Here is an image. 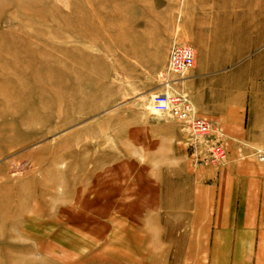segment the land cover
<instances>
[{
  "label": "rangeland",
  "instance_id": "obj_1",
  "mask_svg": "<svg viewBox=\"0 0 264 264\" xmlns=\"http://www.w3.org/2000/svg\"><path fill=\"white\" fill-rule=\"evenodd\" d=\"M173 41L194 64L166 75ZM195 68L252 140L264 0H0V264H223L216 245L264 264V143L197 115ZM156 94L211 133L154 113Z\"/></svg>",
  "mask_w": 264,
  "mask_h": 264
},
{
  "label": "crops",
  "instance_id": "obj_2",
  "mask_svg": "<svg viewBox=\"0 0 264 264\" xmlns=\"http://www.w3.org/2000/svg\"><path fill=\"white\" fill-rule=\"evenodd\" d=\"M204 73L200 68H195L191 70L186 76L182 78V81L180 82L181 90H183L186 94H188L190 100L192 101L193 108L195 109L198 116L205 117L208 119L211 123L217 124V125H223L222 131L225 134H229V130L231 127H233L234 131V140L239 142H249V143H256V144H262L264 143V122L260 129V127L251 126V134H256L255 136H251L252 140L249 138H245L244 136L247 134L242 133V129L238 131V129L241 128V122H242V111L240 104L241 102L238 100L236 103L225 102L224 100H221L222 104H220V100L217 97V91L213 90L212 87L208 86L206 83V77H204ZM214 92V93H213ZM236 105L237 108H233L232 105ZM252 118H255V115H252ZM252 124L258 126L257 121L252 120ZM227 131V132H226ZM241 132L240 134H238ZM232 136V134L230 133ZM249 139V140H247ZM241 242V241H240ZM242 243H238L237 250L241 251L242 247L240 246ZM214 248L211 252V260H216V254L217 252L222 254V261L223 264H226V260H228L227 256V250L229 246L222 248ZM236 261H239L236 259ZM212 264V262H211Z\"/></svg>",
  "mask_w": 264,
  "mask_h": 264
},
{
  "label": "built area",
  "instance_id": "obj_3",
  "mask_svg": "<svg viewBox=\"0 0 264 264\" xmlns=\"http://www.w3.org/2000/svg\"><path fill=\"white\" fill-rule=\"evenodd\" d=\"M195 54L191 46L181 45L173 41L169 47L165 74H182L194 64ZM152 110L156 114H169L179 119H190L191 133L199 138L208 136L212 129L208 121L193 118V108L187 98L181 94H156L151 97ZM191 117V118H190ZM217 158H223L220 148L213 153ZM262 160L264 157L261 158Z\"/></svg>",
  "mask_w": 264,
  "mask_h": 264
}]
</instances>
